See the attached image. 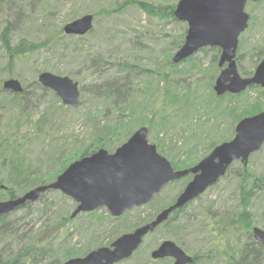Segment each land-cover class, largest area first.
Here are the masks:
<instances>
[{
	"label": "rangeland",
	"instance_id": "1",
	"mask_svg": "<svg viewBox=\"0 0 264 264\" xmlns=\"http://www.w3.org/2000/svg\"><path fill=\"white\" fill-rule=\"evenodd\" d=\"M20 1L22 5L26 2L25 0ZM123 1H38L33 8L34 16L30 19L27 18L24 23L18 22L15 26L16 28L13 32L15 38L22 36L33 42L44 43L50 38V34L63 27L66 23L84 14L97 13L95 20H93L92 33L88 34V32L83 36L67 35V39L60 43L51 44L53 45L52 49H41L34 55L24 58L23 61L16 62L14 71H16L17 75L12 78L17 79L21 83L22 88L33 93L32 99L28 100L30 102L28 104L29 108L26 110L29 113L30 120H25L22 116L18 117L17 109L9 110L5 107L0 111V135L9 139V144L13 145L24 159L27 169L30 171L35 169L37 172H35L34 176L43 179L42 183L44 181L48 182V184L53 182L70 164L61 172H58L62 158H66L67 161L68 158L75 156L73 146L70 144L74 138L78 137L80 140H84V145L89 143V133L93 129L91 125L87 124L88 115L92 114L93 116L101 117V124H114V120H105L100 115L103 110V103L101 98H95V95L92 94V88H94L95 84H102L106 81L119 65H126L131 68L127 69L129 76L125 80L123 78L124 75H117L119 76L118 78H121L120 82H126L127 89L130 88L128 99H132V101L135 99L137 104H143L133 110V115L126 109L123 112L122 125L119 128L123 129L126 127L124 134L127 129H132L133 133L140 127H146L148 130V142L155 145L157 152L161 156L165 157L169 162L180 161L184 163L182 164L184 165L183 167H178L181 166L178 165L173 169L181 170L194 166L207 156L214 147L222 142L229 141L234 136V132L231 134L229 122L219 121V127L215 126L206 110L196 107L197 104L193 103L195 99L193 95H189L188 102L182 100L176 106L175 114H171L172 109L167 114L157 112L151 107L154 103L149 106L146 105L148 102H155V100L147 99V93L149 92L146 89L149 86V82L152 84L155 82L154 70L156 67H162L168 60L172 61L173 55L179 48L176 45L181 40L184 41L187 24L167 15L166 6L175 5L178 1L138 0L154 6V13L150 15L137 5H124ZM15 2L17 3V0ZM113 7L117 9L109 11ZM5 9L8 19L13 18L14 13L17 11L7 3H5ZM245 11L249 15V25L241 37L239 36L238 41L240 40V42L236 56L239 53L241 56L238 61L236 58L235 60L238 72L239 68H241L252 75L260 62L258 60L259 55L261 54L262 58L264 57V49H261L264 48V0L258 3H248ZM184 32V38H180ZM217 60L219 61V56ZM6 61L7 56L4 50L0 49V75L3 74L4 67H7ZM215 63L217 64V61L213 62L212 52L203 50H199L190 57L187 63H179L178 69H184V74H177L175 77V80L178 81L177 90L180 92L179 95L183 96L186 94L185 86L190 91H195L199 88L206 89V83L210 80V75L215 71L212 79L213 89L215 79L222 69L218 66L215 68ZM150 71L153 72L150 73ZM42 72H49L62 77L66 76L76 81L80 90L79 104L72 108L65 107L61 102H56L51 95L41 91L38 86L34 85V81H37L38 75ZM239 74L243 78L251 76L243 75L240 72ZM4 78L6 79V77H1L2 80ZM114 83H118V80ZM262 90L260 87L257 89L247 88L242 92L246 94L235 105L241 109L257 103L259 107H262L261 111H263L264 93L261 92ZM10 92H6L3 96L6 106L10 100ZM124 98L125 96H122V99L120 98L116 103H123L122 100ZM112 111L113 109L111 108L110 112ZM142 116L145 117L144 119L147 123L146 125L137 126L134 121L136 117L141 118ZM162 117L165 122L176 120L173 124L178 123L179 120L192 121L193 124L190 127L192 130L184 134L183 137L176 136V134H170L167 137L159 134V137H157L156 130L161 127ZM38 119H43V123L39 130L36 131L35 125ZM149 123L152 124L151 128ZM16 124L20 127L18 131H15ZM197 125H203L201 130L213 128L210 135L212 138L220 140V142L213 148L207 149V136L202 142L192 138L194 133H196ZM186 139L191 141L187 143L188 145H184ZM58 144L61 146L65 145L62 154H56L55 150ZM180 146L183 148H175ZM105 150L109 153L114 151V149ZM78 159L76 157L72 162ZM244 168H246V172L249 175L264 177V146L249 157L245 167L240 161L233 162L229 172L214 185L210 186L197 199L189 203L184 211L176 216L172 225L168 227L158 225L155 231L144 237L142 244L133 256L117 264H163V262H153L154 260L150 259L149 256L151 250L165 240L176 243L191 256L192 251H198L200 258H203L204 255L201 254L208 248L209 243L204 240L206 231L202 225L212 223L213 219L211 216L213 214L219 217L224 212L229 211V209L233 210L237 203L236 195H238L239 177H236V174L241 173ZM190 179L185 177L172 183L165 190H161L160 194L158 193L159 197L157 199H153V197L151 203L125 212L126 214H122L123 216L118 220L110 219L108 211L104 207L100 208L93 217L81 215L79 218L76 216L74 219L70 218L71 220L65 223V229L69 230L71 236L67 240L61 234L58 241L61 243V249H73V252L85 250L89 246L90 237L88 233L92 228H95V234L98 237L96 242L99 243L98 247H108L112 238H114V241L122 234L130 233L137 227L151 221L157 213L168 206L167 203L173 197L174 200L176 199L175 195L177 192H181ZM42 183L28 187L17 197L22 196L25 192ZM46 199L54 201L57 216L66 213L70 215L76 208V203L71 198L57 190L48 193L45 201ZM2 201L7 200L4 199ZM257 208L264 211V202L260 201V199L255 203V209ZM254 227L262 229L258 225H254ZM115 233L117 234L115 235ZM224 239L232 241L235 237L234 235H227ZM92 242L95 243L93 240ZM84 255L69 258L82 257ZM170 264H172V261Z\"/></svg>",
	"mask_w": 264,
	"mask_h": 264
},
{
	"label": "trees",
	"instance_id": "2",
	"mask_svg": "<svg viewBox=\"0 0 264 264\" xmlns=\"http://www.w3.org/2000/svg\"><path fill=\"white\" fill-rule=\"evenodd\" d=\"M25 1L26 5H22L20 0H17V3L15 0H7L6 2L5 0H0V49L4 50L5 55L7 56V67H4V71H2L3 74L0 75V111L5 107L9 110L17 109L18 117L22 116L25 118V120L29 121L30 116L26 110L29 108L28 104L30 102L28 100L32 99L33 93L25 88H23L21 93L10 92V100L6 106L3 96L9 91L2 87V83L4 80L17 75L16 71H14V68L17 64L16 62L20 60L23 61L24 58L34 55L41 49H52L54 44H58L61 41L67 39V35L63 33V27H61L54 33L50 34V38L44 43L33 42L22 36L15 38L13 32L15 31V26L17 23H24L26 22L27 18H32V16L35 14L33 13L34 5L36 2L43 0ZM123 2L124 5L127 4L139 6L148 15L154 13V6L149 3L138 0H124ZM5 3L9 4L11 8L17 10V13L15 12L16 14L14 13V17L11 19H8L7 17ZM175 7L176 4L171 6L167 5L166 9L168 14H166L172 18H175L173 15ZM116 9L117 8L113 7L109 11H114ZM89 14H91L93 16V20H95L97 13L94 12L93 14ZM92 30L93 28L88 34L92 33ZM184 34L185 32L180 36V38H184ZM182 42L183 41L181 40L176 45L177 48L180 47ZM239 42L240 40L238 41V45ZM202 50L212 52L213 62L217 61V64H214V67L216 68V66H218L217 57L220 55V50L218 48L210 47L203 48L200 51ZM240 56V53L236 56L237 61L240 59ZM261 59L262 55L260 54L258 60ZM187 60L180 62V64L183 62L187 63ZM132 65L135 66L134 64ZM178 65L179 63L174 64L171 60H168L162 65V67H156L154 70L156 78L155 82L154 84L149 82V86L146 88L149 92L147 93V99H150L151 101L155 100V102H148L146 104L147 106L154 103L151 107L157 112L167 114L172 109L171 114H175L176 106L182 100H184V102H188L189 95H193L195 98L193 103L195 102L197 104L196 107L198 106L206 110V112L209 114V117L212 118L211 120L215 126L219 127V121L229 122L231 134L234 132V127L240 119L246 116L254 115L262 110V107H259L257 103L251 104L248 107L245 106L241 109L235 105V103L246 93H225L222 96H217L212 89V79L214 78L215 71L212 75H210V80L206 83V89L199 88L195 91H190L188 87L185 86L186 94L180 96V92L177 90L178 81L175 80V77L177 74H184V69H178ZM127 69H131L130 66L128 68L126 65H119L106 81H104L102 84H95L94 88H92V94L95 95V98H101L103 103V110L100 112V115L104 117L105 120H114V124H101V117L99 118V116H93L92 114L88 115L89 117H87V124L91 125V128L93 129L89 133V143L84 145V140H80L78 137L74 138L70 144L73 146L75 156L68 158L67 161L66 158H62L61 166L58 169V172H61L69 163L72 162V160H75L76 157L81 158L88 156L101 148L115 150L132 134V129H127V131L123 134L126 127L123 129L119 128L122 125L121 119L124 116L123 112L127 109L129 110L130 114L133 115V110L141 107L143 104H137L135 99L134 101H132V99H128L130 88L127 89L126 82L121 83V78H118L120 75H124L123 78L125 80L129 76ZM151 72L153 71H150V73ZM239 72L246 76L251 75V73H248L241 68H239ZM2 76L6 77V79L4 78L2 80ZM117 80L118 83H114L117 82ZM38 84V81H34V85L38 86L41 91L48 93V95H51V97L56 102L60 103L58 97L51 90L46 89ZM249 88L257 89L258 87L251 86L248 87V89ZM205 92L206 94H204ZM261 92L264 93V89ZM122 96H125V98L122 100L123 103H116L120 98L122 99ZM111 108L113 109L112 112H110ZM144 118V116L141 118L136 117L134 122L137 124V126L146 125L147 122ZM175 122L176 120L173 122L171 120L165 122L164 118L161 119V127L156 130V136L159 137V134H162V136L167 137L170 134H176V136L178 135L183 137L184 134L192 130V128H190L193 124L192 121L186 122L184 120H179L178 123L173 124ZM42 123L43 119L37 120L38 125H35L36 131L39 130ZM151 125L152 124L149 123L150 128ZM202 126L203 125H197L196 133H194L192 138H195L198 142H202L207 136L208 145L206 148L211 149L217 145L220 140H216L215 138L211 137L210 134L213 128H205L201 130ZM19 128L20 127L16 124L15 131H18ZM184 142L185 145L191 141L186 139ZM175 143L177 142L175 141ZM64 146L58 144L55 150L56 154H62ZM263 146L264 144L262 147ZM175 148L183 147L180 146ZM182 164L184 163H181L180 161L171 162L173 168L178 165H181L178 167H183L184 165ZM232 164L228 167L226 173L229 172ZM178 167H176V169H178ZM35 172H37L35 169L31 171L27 169L24 159L19 155L14 146L9 144V139L0 135V201L4 199H13L28 187L34 186L37 183H42L41 181H43V179H40L38 176L35 177ZM188 177L190 178V176ZM236 177H239L238 195H236L237 203L233 207V210L229 209V211L224 212L219 217L213 214L211 216L213 219L212 223L202 225L203 229L206 231L204 240L209 243V246L203 251L204 253L201 254L204 255L203 258H200L198 251H192L193 253L191 254L193 261L191 264H264V247L254 239L252 233L254 225L261 226L264 230V211L263 209H255L256 201L260 199V201L264 202V177L249 175L246 172V168H244L241 173L236 174ZM174 182L168 183L162 189V191L168 188L169 185ZM45 184H48V182L44 181L40 185ZM52 191L53 190H48L42 193L38 201L35 203H26L10 213L0 215V264H61L69 257L87 254L89 251L99 246V243H96L98 241V237L95 234V228H92L88 233L90 237L89 246L85 250L73 252V249H61V243L58 242L61 234L63 235L64 239L67 240L71 236L69 230L65 229V223L72 219L71 214L73 211L70 213V215L69 213H66L64 215L60 214L57 216V213H55L56 211L54 208V201L47 199L45 201L46 195ZM179 193L180 192H177L175 198L177 195H179ZM159 194L155 195L153 199H157ZM151 201L149 203H151ZM173 201L174 197L167 203V205H170ZM186 206L175 211L168 218V220L160 224V226L168 227L172 225L176 216L181 214ZM99 209L91 212L80 213L76 217L79 218L81 215L93 217V215H95ZM109 216L108 217L110 219L118 220L123 215L115 217L109 214ZM117 233H115V235ZM227 235H234L235 239L232 241L224 239L227 237ZM113 239L114 238H112L109 243H111ZM92 240L95 243H93ZM222 241H224V243H222ZM157 261L163 262V264H170L172 259H163L161 261L156 260L153 262Z\"/></svg>",
	"mask_w": 264,
	"mask_h": 264
},
{
	"label": "water",
	"instance_id": "3",
	"mask_svg": "<svg viewBox=\"0 0 264 264\" xmlns=\"http://www.w3.org/2000/svg\"><path fill=\"white\" fill-rule=\"evenodd\" d=\"M259 1L178 0L173 15L187 24V30L172 62L178 64L185 61L203 48H218V67L222 69L213 85L217 96L240 94L251 86L264 89V57L253 74L246 78L240 76L235 60L239 36L248 27L249 15L245 7L250 2ZM92 27L93 16L84 14L66 23L62 29L65 35L83 36ZM37 81L51 90L62 105L76 107L79 104V86L71 78L42 72ZM2 87L13 93L23 90L15 78L4 80ZM147 135V128L140 127L112 153L101 148L79 158L70 163L53 182L39 185L17 198L1 201L0 215L10 213L27 202H35L40 194L48 190H57L76 203L71 218L102 207L117 217L149 203L168 183L192 175L176 199L151 221L117 237L108 247H98L82 257L69 258L62 264L120 263L129 259L144 237L167 221L171 214L214 185L233 162L240 161L247 165L249 157L264 144V110L242 118L235 125L234 136L229 141L214 147L194 166L181 170L173 169L170 162L157 152L155 145L148 142ZM252 233L254 239L264 247V231L253 227ZM150 258L154 261L170 258L172 264H191L193 261L191 255L169 240L152 249Z\"/></svg>",
	"mask_w": 264,
	"mask_h": 264
},
{
	"label": "flooded vegetation",
	"instance_id": "4",
	"mask_svg": "<svg viewBox=\"0 0 264 264\" xmlns=\"http://www.w3.org/2000/svg\"><path fill=\"white\" fill-rule=\"evenodd\" d=\"M188 176H190V178H192V175H188ZM188 176H187V177H188ZM197 198H198V197H197ZM197 198H195V199H197ZM195 199H194V200H195ZM194 200H192V201H194ZM192 201H191V202H192ZM191 202H190V203H191ZM188 204H189V203H188ZM188 204H187V205H188ZM185 206H186V205H185ZM176 211H177V210H176ZM171 215H172V214H171ZM160 261H161V260H160Z\"/></svg>",
	"mask_w": 264,
	"mask_h": 264
}]
</instances>
